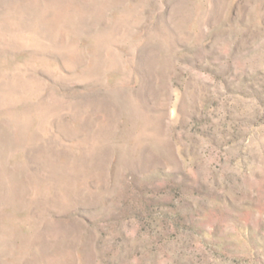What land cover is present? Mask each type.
I'll use <instances>...</instances> for the list:
<instances>
[{
	"label": "rangeland",
	"instance_id": "1",
	"mask_svg": "<svg viewBox=\"0 0 264 264\" xmlns=\"http://www.w3.org/2000/svg\"><path fill=\"white\" fill-rule=\"evenodd\" d=\"M0 264H264V0H0Z\"/></svg>",
	"mask_w": 264,
	"mask_h": 264
}]
</instances>
